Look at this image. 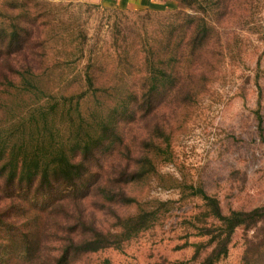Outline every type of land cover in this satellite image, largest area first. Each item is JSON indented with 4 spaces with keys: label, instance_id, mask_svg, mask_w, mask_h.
<instances>
[{
    "label": "rangeland",
    "instance_id": "obj_1",
    "mask_svg": "<svg viewBox=\"0 0 264 264\" xmlns=\"http://www.w3.org/2000/svg\"><path fill=\"white\" fill-rule=\"evenodd\" d=\"M12 1L14 3L10 4ZM16 1L29 3L38 24L46 23L53 36H60L58 44L50 45L55 49L51 63L61 64L73 59L69 61L74 67L68 81H73L76 74L90 64L112 63L117 45L152 44L154 37L160 38L173 30L181 37L187 32L189 16H203L216 29L213 41L205 50L206 74L196 95L167 94L168 88L162 90L153 98L154 103L159 102L156 117L153 115L143 121L144 128L149 127L144 132L147 140L152 126L157 125L165 135L162 141L171 139L168 142L170 153L157 160L159 174L127 186L120 174L127 168L128 160L126 156H116L120 149V143L116 142L115 151L108 147L97 150L88 166V178L82 182V195L87 197L90 191L86 187L100 180L105 167H112L108 162L115 156L118 162L113 165L108 179L111 188L122 187L126 192V198H118L124 206H116L106 199L96 200L91 194L81 201L85 216L100 229L114 230L115 215L133 216L139 203L149 202L150 208H160L158 203L166 202L159 222L123 243L121 248H106L77 258L73 264H196L194 244L207 243L210 237L198 236V229L202 227L199 221L203 219L201 202L198 198H184V191H193L187 189V185L192 184L195 190L203 187L209 195L216 196L224 213L264 206V0H199L193 9L182 0H162L169 5L161 8L71 0H0V15H3L0 24L24 21L17 16L21 7L16 12L13 9L11 14L5 12L6 6L15 5ZM185 2L190 3V0ZM178 13L182 17H178ZM63 53H72L73 58ZM163 64L167 67L166 59ZM144 77L128 74L122 78L121 86L127 84L128 89L133 87L132 82L140 83ZM188 99L196 102L188 107L183 104L191 101ZM11 194L5 198V194L0 193L5 221V226L0 228V249L14 234L17 242L13 253L7 255L0 250L3 254L0 264H44L52 249L58 248L57 240L64 235L63 216L67 211L61 206L52 209L56 218L45 233L40 232L44 245L39 254L32 250L19 263L15 250L24 248L26 242L23 235L17 233L28 230L31 221L38 217V211L32 209L31 197L19 193L13 194L18 199L12 200ZM130 198L137 201L131 203ZM246 245L255 264H264V222L251 231L239 230L229 256L218 264H244ZM38 256L40 258H36ZM253 260L249 264H253Z\"/></svg>",
    "mask_w": 264,
    "mask_h": 264
},
{
    "label": "trees",
    "instance_id": "obj_2",
    "mask_svg": "<svg viewBox=\"0 0 264 264\" xmlns=\"http://www.w3.org/2000/svg\"><path fill=\"white\" fill-rule=\"evenodd\" d=\"M182 1L191 9L199 4V0ZM28 4L16 1L14 7L9 5L11 8L5 9L6 14H11L21 7L17 16L24 21L0 24V193L5 198L12 193V200H17L14 195L19 193L31 197L32 209L38 211L28 230L17 233L26 242L24 248L15 250L19 263L32 250L39 254L44 245L40 232L45 233L55 220L52 209L61 206L67 211L63 216L64 235L57 240L58 248L52 249L44 264H73L77 258L103 249L121 248L123 243L159 222L166 202L158 203L160 208H150L149 202L139 203L133 216L115 215L114 230L100 229L87 219L81 201L91 194L96 200L106 199L124 206L118 198L123 200L126 192L122 187L111 188L108 179L118 162L115 156L108 162L112 167H105L100 180L86 187L90 191L87 197L82 195V182L88 178V166L97 150L112 149L116 142L120 143L116 156H126L128 160L127 168L120 174L127 186L159 174L157 160L170 153L171 139L163 142L161 138L165 135L157 125L152 126L147 140L144 132L149 127L144 128L143 121L156 117L159 102L154 103L153 98L162 90L168 88L167 94L196 95L206 74L205 50L213 41L216 29L203 16H189L187 32L181 37L173 30L160 38L154 37L152 44L117 45L112 63L90 64L73 81H68L74 67L69 61L73 59L51 63L55 49L50 45L58 44L60 36H53L46 23L38 24ZM178 17L182 14L178 13ZM63 54L73 58L72 53ZM165 59L167 67L163 64ZM128 74L145 77L126 89L127 84L124 87L121 83ZM195 102L183 104L189 107ZM164 123L168 125L166 120ZM187 189L193 191H184V198H198L201 202L203 219L199 221L202 227L198 236L210 237L207 243L194 244L196 264L220 263L229 256L239 230L251 231L264 222V206L224 213L220 200L203 187L195 190L191 184ZM128 201L135 203L137 199ZM2 218L0 208V228L5 226ZM16 236L0 250L7 255L13 253ZM253 259L246 245L244 264Z\"/></svg>",
    "mask_w": 264,
    "mask_h": 264
},
{
    "label": "crops",
    "instance_id": "obj_3",
    "mask_svg": "<svg viewBox=\"0 0 264 264\" xmlns=\"http://www.w3.org/2000/svg\"><path fill=\"white\" fill-rule=\"evenodd\" d=\"M90 4H104L111 6H122L134 8H161L162 5H169L162 0H71Z\"/></svg>",
    "mask_w": 264,
    "mask_h": 264
}]
</instances>
